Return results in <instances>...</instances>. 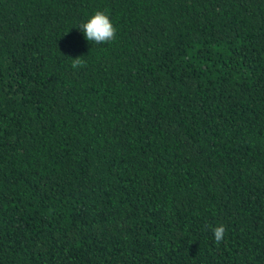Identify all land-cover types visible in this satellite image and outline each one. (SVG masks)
<instances>
[{
    "label": "trees",
    "instance_id": "obj_1",
    "mask_svg": "<svg viewBox=\"0 0 264 264\" xmlns=\"http://www.w3.org/2000/svg\"><path fill=\"white\" fill-rule=\"evenodd\" d=\"M0 264H264V0H0Z\"/></svg>",
    "mask_w": 264,
    "mask_h": 264
},
{
    "label": "clouds",
    "instance_id": "obj_2",
    "mask_svg": "<svg viewBox=\"0 0 264 264\" xmlns=\"http://www.w3.org/2000/svg\"><path fill=\"white\" fill-rule=\"evenodd\" d=\"M78 28L84 33L88 41L96 44L113 41L116 37V28L105 11H96L86 22L81 23ZM71 66L73 69H79L86 66V62L81 56H77L73 58ZM212 232L216 243H220L224 239L226 228L222 224L217 225L212 227Z\"/></svg>",
    "mask_w": 264,
    "mask_h": 264
}]
</instances>
